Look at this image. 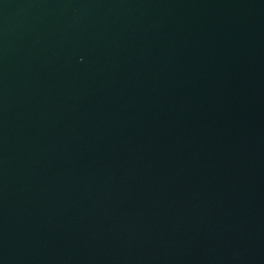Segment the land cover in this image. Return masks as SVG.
Listing matches in <instances>:
<instances>
[{
  "label": "water",
  "instance_id": "water-1",
  "mask_svg": "<svg viewBox=\"0 0 264 264\" xmlns=\"http://www.w3.org/2000/svg\"><path fill=\"white\" fill-rule=\"evenodd\" d=\"M0 264H264V0H0Z\"/></svg>",
  "mask_w": 264,
  "mask_h": 264
}]
</instances>
